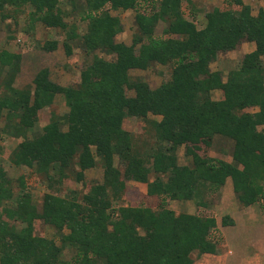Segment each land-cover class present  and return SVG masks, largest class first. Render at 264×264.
Here are the masks:
<instances>
[{"label":"trees","instance_id":"obj_1","mask_svg":"<svg viewBox=\"0 0 264 264\" xmlns=\"http://www.w3.org/2000/svg\"><path fill=\"white\" fill-rule=\"evenodd\" d=\"M138 1L86 0L87 33L81 37L71 31L67 36L73 42L81 37L80 44L93 56L77 86L54 83L43 69L33 85L15 89L21 56L0 53V71L6 73L0 84V123L7 122L0 136L23 139L10 161L35 170L52 189L71 176L87 186L85 173L98 159L104 168V181L90 182L82 199L76 191L68 198L48 193L39 210L24 179L15 192L0 166V264H195L194 253H218V221L178 214L169 209V201L206 206L229 178L243 207L264 200V7L254 15L245 0H225L222 7L203 12L206 24L199 29L196 11L190 20L182 10L184 2L194 6V0H145L152 9L137 13L133 44L117 43L120 19L106 6L136 10ZM58 4L0 0V14L6 19L31 7L30 22L66 30ZM160 23L166 25L164 37L155 35ZM242 42L253 43L255 49L238 69L226 79L211 70L220 53L234 51ZM70 44L65 45L69 56ZM45 49L54 51L57 43ZM99 50L116 60L98 56ZM154 65L172 67L171 79L156 89L130 74ZM128 90L135 95L129 97ZM215 91L223 99H213ZM58 95L69 112H51L43 133L29 138L40 111L52 107ZM150 116L161 120L149 121ZM129 118L149 123L151 145L138 147L126 128ZM218 135L234 141V163L212 156ZM182 147L189 165L179 164ZM130 182L145 184L146 193L139 195L136 206L115 209L114 201L124 200ZM37 221L55 229L61 243L36 235ZM222 224L235 223L226 216ZM65 250L74 252L73 259L64 258Z\"/></svg>","mask_w":264,"mask_h":264},{"label":"rangeland","instance_id":"obj_2","mask_svg":"<svg viewBox=\"0 0 264 264\" xmlns=\"http://www.w3.org/2000/svg\"><path fill=\"white\" fill-rule=\"evenodd\" d=\"M225 0H194V6L183 3L182 10L186 17L193 19V11L197 15L194 21L198 28H204L206 24L203 12L210 11L213 7H222ZM248 5H251L254 15L258 14L261 7H264V0H245ZM136 10H112L109 5L106 10H109L113 17L120 19L122 32L115 38L117 43H125L128 46L133 44V37L137 30L136 15L138 12L149 13L152 5L145 0H139ZM86 0H59L58 8L63 16V21L68 25L66 30L60 28H50L42 22H30L31 7H25L24 11L13 14L3 19L0 14V53L9 51L21 56L20 70L15 77L13 87L18 90L25 89L27 86L33 85L34 79L40 70L47 69L50 72V79L56 84L63 87L77 86L81 80V73L92 63V54H87L82 44L81 37L88 31V23L83 20L85 16ZM57 12V10H56ZM165 24L160 23L155 35L164 37L163 31ZM74 31L81 36L77 41L68 39V34ZM51 42L57 43V49L54 51L46 50L45 47ZM72 46V53L69 56L66 51V44ZM255 49V45L249 42H242L234 51L220 53L216 62L211 64L212 71L223 73L225 79L228 73L240 67L243 58L246 54L251 53ZM96 54L107 61H115L116 56L104 51H97ZM133 78H143L151 88L156 89L162 83L167 82L172 76L171 66L154 65L150 69L133 70L131 71ZM6 73L1 74L0 84L3 83ZM129 97L134 96V92L127 91ZM213 99H223L221 91L213 93ZM251 111V110H250ZM252 110L251 112H253ZM54 112L57 115L64 116L69 112L66 101L62 95H58L52 107L45 108L40 111L38 122L35 129L28 133L29 138L43 133L44 127L50 122V113ZM161 120V117L150 116L152 119ZM6 120L0 123V129L5 128ZM64 125L63 129L67 130ZM126 128L130 131L135 139H137L138 147L145 148V143L151 145L153 143L151 131L152 128L145 120L137 118H129L126 123ZM264 129V127H261ZM148 130H150L148 132ZM23 139L19 137L9 136L4 133L0 136V166L4 167L8 176L13 180L15 192L19 191L20 179H24L26 189L33 195L34 203L39 210L42 209L44 196L48 193L56 194L65 198L71 197V191H76L79 198L88 190L90 182L102 183L104 181V168L98 159L96 167L86 171V184L79 183L73 176L67 182L56 189L49 187L45 177L39 175L35 170L21 166L18 167L10 161V156L13 150ZM185 147L178 151L180 165H189L190 161L185 157ZM234 141L223 136H216L213 144L212 156L234 163L233 160ZM229 187L222 189L219 194L206 200L207 205L198 207L193 201L180 202L169 201V209L181 213L195 214L203 217H214L219 224V231L216 233V240L220 242L217 254H193L195 264H242L243 260L248 259L245 264H264V200L251 207H243L237 200L233 182L231 179ZM147 186L136 182L128 184L127 192L122 201H114L113 207L117 209L119 206H136L139 195L146 193ZM1 211V209H0ZM229 216L234 220V225L223 226L222 220ZM36 235L44 236L48 239H54L58 244L61 243L56 234V230L45 224L43 221L35 223ZM74 252L65 250L64 258L67 260L73 259Z\"/></svg>","mask_w":264,"mask_h":264},{"label":"crops","instance_id":"obj_3","mask_svg":"<svg viewBox=\"0 0 264 264\" xmlns=\"http://www.w3.org/2000/svg\"><path fill=\"white\" fill-rule=\"evenodd\" d=\"M229 179H231V178H229ZM231 180H232V179H231ZM229 184H230V181L227 180L226 185H225V187H224L223 189L228 188V187H229ZM188 202H189V201H188ZM247 261H248V259L243 260L242 264H245Z\"/></svg>","mask_w":264,"mask_h":264}]
</instances>
